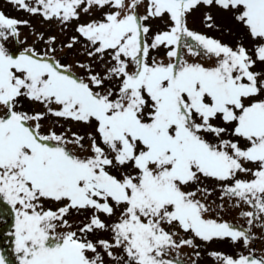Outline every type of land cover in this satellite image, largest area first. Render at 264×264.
Instances as JSON below:
<instances>
[{"label":"snow or ice","instance_id":"6c2138e0","mask_svg":"<svg viewBox=\"0 0 264 264\" xmlns=\"http://www.w3.org/2000/svg\"><path fill=\"white\" fill-rule=\"evenodd\" d=\"M5 2L49 24L0 9L19 264H264V0Z\"/></svg>","mask_w":264,"mask_h":264},{"label":"rangeland","instance_id":"374dc122","mask_svg":"<svg viewBox=\"0 0 264 264\" xmlns=\"http://www.w3.org/2000/svg\"><path fill=\"white\" fill-rule=\"evenodd\" d=\"M0 9L4 10L6 14L11 15V16H17V17H21V18L31 19L33 24L37 27V29H40L41 27H43L44 29L49 28V24H47V23L42 24V21L39 17H28L27 14H25L24 12H22V11L18 12L12 5L7 4L5 2V0H0ZM200 16H201V13H199V12L195 13L194 18L192 20H190V24H194L201 31H207L200 24ZM83 19L87 20L88 17L85 16V17H83ZM156 24L158 27L161 26L159 21H157ZM73 27H74V23H73V25L69 26L65 35L60 37V38L65 39L67 36L73 35L74 34V32L72 31ZM51 29H52L53 34H58L59 29H58L55 22L52 23ZM233 31H234V36L233 37H226V39L234 40L236 34H241L244 32L243 29H238L235 26H234ZM210 34L211 35H219V33H210ZM29 42H31V41H29ZM73 218L78 219V217H73ZM224 219L235 222V223H241V224L243 223V221L237 217L236 211H231L228 214L224 215ZM12 223H13L12 218L6 217L2 222H0V228L3 227V225H5V224L8 227H10V225H12ZM10 231H12V227L6 228V226H4L2 228V230L0 231V252H3L5 257L8 258L6 260L9 262V264H19L18 259L16 257V254L13 251V249H14L13 238L11 236H5V234H7ZM206 247L208 250L214 249V250L227 252L229 254L233 253L234 251L239 250L238 247L234 248L229 243L220 242V241H214L211 244L207 245ZM256 247L258 250H264V243L257 241ZM183 251L189 252V253L191 252L190 249H184ZM9 259H12V260H9ZM203 264H214V262L211 258L204 256Z\"/></svg>","mask_w":264,"mask_h":264}]
</instances>
